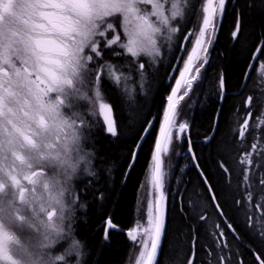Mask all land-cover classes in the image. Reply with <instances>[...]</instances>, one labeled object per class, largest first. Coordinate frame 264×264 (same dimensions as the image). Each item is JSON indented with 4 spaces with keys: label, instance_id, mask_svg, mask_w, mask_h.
Segmentation results:
<instances>
[{
    "label": "snow or ice",
    "instance_id": "1",
    "mask_svg": "<svg viewBox=\"0 0 264 264\" xmlns=\"http://www.w3.org/2000/svg\"><path fill=\"white\" fill-rule=\"evenodd\" d=\"M170 9L166 14L165 4L161 0H0V195L7 196L10 185L21 193L23 201V181L28 179L33 162L37 159L39 145L46 139L48 124L46 117L56 111L53 97L50 93L62 95L65 102H70L69 95L65 92L66 83H74V95L88 100L95 113L98 105L99 117L106 126L107 133L113 137L118 135L113 118V108L109 103L103 102L100 83L102 81L101 69L107 72L108 78L119 84L121 79H129L118 74L111 62H101L105 49H113L118 46L125 50L126 54L133 58L146 55L152 58L161 55L156 37L164 34L170 46L172 38L178 28L171 26V21L185 16V9L181 0H170ZM140 5H150L151 11L142 10ZM202 23L198 34L192 30L184 37L187 43L189 37L195 35L193 47L183 62V68L175 79V86L171 88V94L167 96V107L163 112V120L159 125L158 135L155 138L154 150L151 154L150 175L147 183L150 185V199L147 204V223L142 225L139 220L136 227L127 231V236L132 241L138 237L141 245L139 259L136 264H155L161 246L162 237L166 227V217L169 206V193L165 186L163 156L167 155L173 140L182 141L189 130V123H178L180 116L179 105L193 90L194 83L198 81L201 70L209 62V48L220 30L222 19L226 9V0H202ZM117 14L122 16V28L127 38L122 41L114 21L108 19ZM150 17H155L152 21ZM199 19V16H198ZM241 30V17L238 13L235 29L231 36L235 41ZM181 50H185L183 45ZM116 56L122 53L116 52ZM264 56V39H261L251 54L248 71L244 74L246 86L247 77L257 60ZM202 60L203 63L197 64ZM145 64L139 62L141 79ZM194 71L195 74H192ZM258 71L264 72V61L259 64ZM95 79L94 100L90 99L87 89ZM181 89H184L181 94ZM219 97L222 100L225 92L223 74L219 79ZM252 97L249 96L245 107L251 105ZM85 128L90 127V122L81 113L74 114ZM243 120L239 127V140L241 148L245 147L246 133L249 131V119ZM155 118L147 120L146 126L136 144L137 150L142 146L153 127ZM259 125H264V112L258 118ZM215 129H213L214 135ZM212 136L205 137L207 143ZM188 153L192 162L200 171L204 182L208 184V190L212 193V200L216 204V210L223 217L227 229L236 239L239 234L231 221L223 212L215 191L208 182L206 174L200 168L198 158L192 146L190 135L187 136ZM258 143L254 140L251 151H244L239 163L246 167L243 171V187L245 195L237 199L238 206H245L248 211L249 227L253 228L260 220L264 219V195L259 200H254L253 191L250 189L255 183L257 169H264V156L256 161L255 167L253 154L257 153ZM180 154L179 152L177 153ZM187 155V154H185ZM136 153H133V163ZM129 164V169L132 167ZM220 167L231 175V171L221 162ZM241 169H237L239 173ZM261 191L264 192V170L258 174ZM173 196L180 195V210L183 213L182 193L179 186ZM175 203V201H173ZM12 209L6 213L8 222L5 223V213L0 211V264H20L21 253L27 252V247L21 240L18 232L13 230V213L19 214L22 208L15 205V193L9 202ZM186 215V213H185ZM201 220H207L206 214L200 216ZM104 238L107 240L108 230L118 228L111 218L106 219ZM213 231L215 248L205 245V264H245L239 249L235 254L232 245L228 242V236L219 222ZM261 240H264V230H259ZM22 234V233H19ZM255 234V233H254ZM195 245V236L193 238ZM79 252V245L74 240L65 255L71 252ZM255 264H264V255L253 249ZM62 258V257H61ZM195 251L188 258L187 264H194Z\"/></svg>",
    "mask_w": 264,
    "mask_h": 264
},
{
    "label": "trees",
    "instance_id": "2",
    "mask_svg": "<svg viewBox=\"0 0 264 264\" xmlns=\"http://www.w3.org/2000/svg\"><path fill=\"white\" fill-rule=\"evenodd\" d=\"M192 13L194 18L189 20L191 21L189 24L194 30L199 25L201 11L195 10ZM238 13L241 17V30L234 41L231 32L235 29ZM186 28L187 26L179 33V38ZM193 38L194 35L188 41L187 47ZM261 39H264V0H227L220 30L210 49L209 62L202 69L189 97L180 101L179 105L178 123L184 120L189 123L187 136L191 137L200 168L206 174L223 212L231 221L240 239H236L227 229L223 217L213 206L186 152L187 141L183 139L177 141L173 148L170 145L168 154L162 157L164 170L167 173L165 186L169 193V206L165 232L155 264H187L193 251H195L194 264H205V245L215 248L212 233L216 231L217 222L225 229L233 253L235 254L239 249L245 264H255L253 249L264 255V240H261L257 231V229L264 230V219L253 228L249 227L248 211L245 207L247 201H244L245 206L236 204V200L242 199L245 195L244 187L240 186L243 184V173L234 175L233 172V167H239L242 152L248 151L247 149L254 142L251 135L264 136V130L262 131L264 125H261L258 131L254 129V133L251 134L254 128L252 123L255 122L256 117H259L256 111L259 113L262 108L264 112V82L257 85L252 81L255 66L250 71L246 86L241 88L251 54ZM176 45V50L171 53L167 65L156 66L148 74L144 70L143 80L138 68L124 69V61L129 59L128 55L122 54L121 58H113V49H119L116 47L105 49L101 62H111L118 74L132 76L130 86H126L125 91L122 89L119 91V88L117 87V90L114 86H125L126 83L116 84L108 78L107 72L101 69L102 81L99 87L103 102L109 103L113 108V118L118 132L116 137L107 133L106 127L100 124L97 109L93 114L92 107L85 108L83 105L86 100L80 101V105H77V110H80L90 122V127L86 128V131L91 141L89 146L97 150L96 167L99 169L98 178L81 180L76 186L79 201L87 205L86 210L78 208L75 223L70 226L73 239L83 241L85 244L82 264H129L131 241L125 234L134 226L137 208L143 194L149 197L148 193L151 192L147 183L151 154L155 133L161 123V114L176 79L174 77L167 85L165 84L169 64L176 57L180 46L178 41ZM184 55L185 52L182 57ZM261 59H264V56H261L257 62ZM221 74L225 81V92L219 105ZM181 90L182 94L184 89ZM246 95L252 97L251 105L247 108L243 104ZM248 110L251 111L252 116L244 141L245 147L241 148L239 146L241 141L235 129L231 127L236 126L241 115ZM236 112L239 115L234 124L232 116ZM216 114L214 135L209 142L202 143L211 133ZM153 118H155L153 127L137 150L133 166L127 171L146 121ZM259 142L258 160L264 156V149L261 150ZM109 162H114L116 165L114 178L111 179L103 168ZM221 162L231 171V175L220 167ZM261 170L264 169H257L255 183L250 189L253 191L254 200H259L264 195L258 178ZM177 186L182 193L183 213L180 210V195H172ZM243 213L245 218L242 219L240 215ZM202 214H206L208 219L201 220ZM108 218L119 227L113 231L108 230L109 235L106 240L103 233ZM194 236L195 245H193ZM235 264H239V261L236 260Z\"/></svg>",
    "mask_w": 264,
    "mask_h": 264
},
{
    "label": "clouds",
    "instance_id": "3",
    "mask_svg": "<svg viewBox=\"0 0 264 264\" xmlns=\"http://www.w3.org/2000/svg\"><path fill=\"white\" fill-rule=\"evenodd\" d=\"M74 83L65 84V92L70 102L62 95L50 93L56 111L46 117L48 133L39 145L37 159L33 162L28 179L23 181V201L21 193L10 185L7 196L0 195V211L11 212L9 202L15 193V205L22 208L18 215L13 213L11 227L25 237L26 253H21L20 264H82L85 244L76 240L79 252L65 255L67 248L57 251L64 241L69 227L75 223L77 210H86L87 205L78 200L76 185L81 180L96 179L97 150L89 146L91 141L86 128L74 115L77 102L84 101L74 95ZM115 163L104 165L109 178H114ZM62 257V258H61Z\"/></svg>",
    "mask_w": 264,
    "mask_h": 264
},
{
    "label": "rangeland",
    "instance_id": "4",
    "mask_svg": "<svg viewBox=\"0 0 264 264\" xmlns=\"http://www.w3.org/2000/svg\"><path fill=\"white\" fill-rule=\"evenodd\" d=\"M161 2L165 4L166 14H170L167 11L168 9H170V6H171L170 0H161ZM181 3H182V7H184V9H185V16L183 18H179L178 17L176 20H172L171 21V26L178 28L177 33H175L173 35L171 46H170L169 41H167L164 38L167 35V30L164 29L163 30L164 31V34L163 35H158L156 37L158 46L160 47L161 55L158 56V57H155V58H152V57H149V56H146V55H141L138 58H133V57H131L129 55V57L131 58V62L133 64H136L135 66L130 67V70H136V68H138V66H139V62H143L145 64V69L144 70L147 71V74L149 72H151L152 69H154L156 66H158V67L159 66L160 67H164L165 64L167 63V61L169 60V58L171 56V53L173 54V52L176 50V47H177V45L175 46L176 42L178 41V45H179L181 43V41H183L185 32L180 36V38H179V33L182 32L183 29L186 26H187V28L190 27V24L189 23H191V21H189V20L194 18V14L192 13V11H195V10H197V12L198 11H201L199 25H198V27L196 29H194L195 32L198 34L200 24L202 23V10H201V7H200V5L202 3V0H181ZM226 3H227V0H226ZM140 7H141L142 10L149 11V12L151 11V6L150 5H140ZM190 13H191V15H190ZM189 15H190V17H189ZM187 17H189V18L187 19ZM108 19H110V20H112V21L115 22L116 27H117V31L121 35L122 41L126 43L127 38L124 35L123 28H122V21H123L122 16H120L119 14H117L116 16L110 17ZM150 19L152 21H155L156 18L155 17H150ZM187 28H186V30H187ZM194 40H195V35H194L193 40L189 44V46L188 47L186 46L187 48L185 50V55H184V57H182V60H181L180 70L183 68V62H184V60H186L187 55L189 54V52L191 51V48L193 47ZM113 47H116V48L119 49V50H115L116 52H120L122 54L128 55V54H126V52H125L124 49L119 48L118 46H113ZM178 47L180 48V46H178ZM210 49H211V47L209 48V50ZM121 55H119V56L113 55V58H121ZM261 61H264V59H261L259 62H257V65L255 66L254 71H253L252 81H253L254 84H257V85L264 82V72L258 71L259 64H260ZM199 63H203V61L200 60V61L197 62V64H199ZM129 65L130 64H127V63L125 64V66H129ZM193 73H194V71H193ZM122 76L123 77H129V79H121V81H120L121 83H126L125 86H123V85L121 86L120 85L123 88V90L125 91L126 88H127L126 86H130L129 84H130V82L132 80V76H127V74L126 75H123L122 74ZM93 78H94V74H93ZM174 86H175V82H174L173 87ZM95 87H96L95 81H93V83L87 89V91H88V93L90 95V99L91 100H94L95 99V97L93 95V92H94ZM170 94H171V91H170ZM102 99H103V96H102ZM80 103L81 102H77V105H80ZM83 106L85 108H87V109L90 108V107H92V105L89 103L88 100H86V102L84 103ZM166 107H167V103L165 105V108ZM95 109H97V113H98V118L100 120V124L102 126H105L103 124L102 118L99 117L98 105H96V108ZM262 112H263L262 111V108L260 109V112L259 113H258V111H256V114H259V117H256V115H255L256 120H255V122L253 121V123H252L253 126H254V128H253L251 134L254 133V129L257 130V129H259L261 127V125H259L258 118L261 117V113ZM238 115H239V113L236 112L232 116V121L234 120V124H235V119H238L237 118ZM241 116H240L241 118L237 122L236 126L233 125V127H231L233 129H235L236 135H237V132H238V126L241 123L244 115H241ZM184 121H186V120H184ZM263 130H264V128L262 129V131ZM259 132H261V131H259ZM251 136L253 138V141L255 140L257 143L260 141L259 144L261 145V150H263L264 149V136H263V134H261L260 136L259 135L256 136V134H254V135H251ZM246 137H247V134L245 136V139H246ZM261 141H262V143H261ZM173 142L174 143H172V145H171L172 148L174 146H176L177 140L174 139ZM247 150L248 151H251V147L249 149H247ZM259 154H260L259 152L253 154V157L252 158H253V161H254V167H255L256 161L259 159L258 158L259 157ZM245 167H246L245 165H241L240 163H239V167H237V166H235V168L233 167L234 175H237L238 174V172H237V169L238 168L241 169L240 172L243 173L242 169H244ZM240 186L242 187L243 184H241ZM149 193H150V191H149ZM150 198H151L150 195H149V197L148 196L145 197V194H143V196H142V198H141V200L139 202V207L137 208V212H136V216H135V223H134V226L133 227H136L137 220H139L142 225H146V223H147V204H148V201H149ZM78 200H79V198H78ZM240 216H241L242 219L245 218L244 217V213L241 214ZM70 231H71V227H69V229L67 231V234H66V236L64 238V241L59 245V248L57 249V251H59L61 249H65V248H67V250H68L69 247H70V245L73 243L74 239H73V235H72V233ZM18 235L20 236L21 240L24 241V239H25L24 235L23 234H19V233H18ZM141 238L142 237H138V240L135 241V242L132 241V240H130L131 241V252L129 253V264H136V261L139 259V253L141 251V245L139 243V240Z\"/></svg>",
    "mask_w": 264,
    "mask_h": 264
},
{
    "label": "flooded vegetation",
    "instance_id": "5",
    "mask_svg": "<svg viewBox=\"0 0 264 264\" xmlns=\"http://www.w3.org/2000/svg\"><path fill=\"white\" fill-rule=\"evenodd\" d=\"M189 31H192V27L190 26V27H188L187 28V30L185 31V34H184V36L185 35H187L188 34V32ZM179 51H180V48L178 49V52H177V55H176V57L174 58V60L169 64V68H168V71H167V74H166V78H165V84L167 85L170 81H171V79L172 78H178V76H179V71H180V67H181V59H182V55L180 56V60H179V62H178V64H177V67H176V70H175V72L171 75V73H172V69H173V67H174V65H176V61H177V58H178V54H179ZM209 55H210V50H209ZM129 56V55H128ZM125 63L124 64H130L129 66H125V68L124 69H130V67H133V66H135L134 64H132L131 63V58L129 57V59L127 60V61H124ZM165 65H167V63L165 64ZM248 68V67H247ZM253 68V67H252ZM138 70H139V66H138ZM140 71V70H139ZM202 71V70H201ZM192 74H195V73H192ZM115 88H119V91L122 89L123 90V88L122 87H120L119 85H116V86H114ZM118 88H117V90H118ZM170 95V94H169ZM248 95H246L245 96V98H244V102H243V104H244V107H245V104H246V101L248 100ZM166 101H167V99H166ZM167 103V102H166ZM245 108H247V107H245ZM165 109V108H164ZM164 112V111H163ZM163 112H162V114H161V122H162V120H163ZM249 112V110L248 111H246L245 112V114H244V117H245V115L247 114ZM244 117H243V119H242V121H241V123L243 122V120H244ZM241 123L239 124V126H238V132H237V136H238V138H239V127H240V125H241ZM158 131H159V128H158V130H157V132L155 133V136L157 137V135H158ZM184 139H186V141H187V133H185V138ZM186 146H187V148H186V152H187V150H188V142H186ZM153 150H154V148H153ZM152 150V151H153ZM113 230H115V228L114 229H110L109 231H113ZM104 234V233H103ZM126 236H127V234H125ZM128 237V236H127Z\"/></svg>",
    "mask_w": 264,
    "mask_h": 264
},
{
    "label": "water",
    "instance_id": "6",
    "mask_svg": "<svg viewBox=\"0 0 264 264\" xmlns=\"http://www.w3.org/2000/svg\"><path fill=\"white\" fill-rule=\"evenodd\" d=\"M187 42H188V41H187ZM182 45H183V47H184V49H185L187 43L184 42V39H183V41H182V43H181V46H182ZM183 52H184V50H181V47H180V51H179V54H178V58H177V61H176V65H174V67H173V69H172V73H171V75L175 72L176 67H177V64H178V62H179V60H180V56L183 54ZM251 69H252V68H251ZM246 71H248V68H247ZM250 71H251V70H250ZM248 76H249V75H248ZM247 79H248V77H247ZM242 84H244V78H243V82H242ZM223 98H224V96H223ZM222 100H223V99H222ZM222 100H221V99L219 100V105H221ZM246 102H247V101H246ZM216 118H217V115H216ZM216 118H215V120H214V123H213V127H212V130H211V133H210V135H209V136H212V137H213V129H216ZM246 118H248L247 115L245 116L244 119H246ZM249 121H250V119H249ZM242 123H243V122H242ZM214 132H215V131H214ZM202 143H205V142L203 141ZM134 152L137 153V148H135ZM134 152H133V153H134ZM187 154L189 155L190 160H191V163H192V166H193L194 169L196 170V172H197V174H198L200 180L202 181V183H203V185H204V187H205V189H206V191H207V193H208V195H209V197H210V199H211V202H212L213 206H214L215 209H216V204H215V203L213 202V200H212V193L209 192V190H208V184H206V183L204 182V178L200 175V171L195 167L194 163L192 162L191 154L188 153V150H187ZM130 163H132V165H133V154H132V158H131ZM128 170H129V166H128L127 171H128ZM216 211H217V210H216ZM217 213L219 214V212H217ZM219 215H220V214H219ZM105 225H106V224H105Z\"/></svg>",
    "mask_w": 264,
    "mask_h": 264
},
{
    "label": "bare ground",
    "instance_id": "7",
    "mask_svg": "<svg viewBox=\"0 0 264 264\" xmlns=\"http://www.w3.org/2000/svg\"><path fill=\"white\" fill-rule=\"evenodd\" d=\"M217 115V114H216ZM216 118V117H215ZM213 127V126H212Z\"/></svg>",
    "mask_w": 264,
    "mask_h": 264
}]
</instances>
